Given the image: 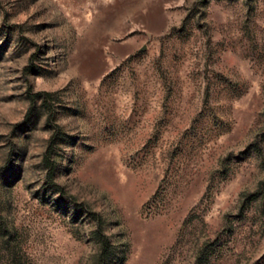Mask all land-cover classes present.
I'll return each mask as SVG.
<instances>
[{
	"label": "rangeland",
	"instance_id": "1",
	"mask_svg": "<svg viewBox=\"0 0 264 264\" xmlns=\"http://www.w3.org/2000/svg\"><path fill=\"white\" fill-rule=\"evenodd\" d=\"M0 264H264V0H0Z\"/></svg>",
	"mask_w": 264,
	"mask_h": 264
}]
</instances>
